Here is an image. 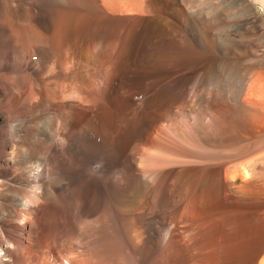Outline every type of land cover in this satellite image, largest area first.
Wrapping results in <instances>:
<instances>
[{
	"label": "bare ground",
	"instance_id": "obj_1",
	"mask_svg": "<svg viewBox=\"0 0 264 264\" xmlns=\"http://www.w3.org/2000/svg\"><path fill=\"white\" fill-rule=\"evenodd\" d=\"M78 1L0 0V264H81L95 214L137 264H264V58L225 23L264 0Z\"/></svg>",
	"mask_w": 264,
	"mask_h": 264
},
{
	"label": "rangeland",
	"instance_id": "obj_2",
	"mask_svg": "<svg viewBox=\"0 0 264 264\" xmlns=\"http://www.w3.org/2000/svg\"><path fill=\"white\" fill-rule=\"evenodd\" d=\"M201 1H203V0H201ZM201 1L200 0H195L194 2H196V3H193L192 5L193 6L194 5L198 6V5L201 4ZM76 4H78V5H76L77 9L78 8L79 9L82 8V9H86V10L88 9L86 6H83V5L86 4L84 2V0H81V1L79 0ZM256 4L254 5L253 9L254 10L257 9L256 10V14L257 15L255 14V11H253L251 13V16L249 14V15H246V16L241 17V18L240 17L228 18V19L225 20V23L228 24L227 26H229V27H231L233 24H234V26H237L238 28L241 27L240 29H237V30L236 29L230 30V34L228 36L229 37L228 39L231 42L230 47H229V54H230L231 57H233V55L235 53V49H234L235 45H237L236 43H238V44H241V45L245 46L244 48H246L248 57L250 56L249 58H251L252 56H256L259 59L264 58V43H262V42H264L263 41L264 40L263 39L264 38V26H263L264 25V8L262 6H260L258 4L256 5ZM222 5H224V6H222ZM225 5H226V2H223V4L221 3V7L222 8H225ZM181 7H182V9H181ZM178 8L181 9V13H185L186 14L183 18H185L188 21L189 18L192 16V11L194 10V8L190 7L189 5H186L185 3L179 4ZM90 11L92 12V14L95 13L94 12V8H92V6L90 8ZM143 12H140V16H141L140 19H143L144 17L147 18L149 13L151 15V12H149V11L148 12L146 11V13H145L146 15L143 14ZM110 15H112L111 17L114 18V19H116V17L120 18V16H121V19H125V21L127 23L128 22L131 23L132 20L129 21V19H131V18L133 19L132 16L134 14L126 13V14H123V15H120V14L119 15H115V14L113 15V14L107 13V17H109ZM130 15H132L131 18H130ZM125 16H127L128 19ZM246 18H248V19H246ZM239 19H240V21H239ZM89 25L90 24L88 22L86 24V26H89ZM244 36H246V37L244 38ZM232 39H234L235 41H232ZM242 39H243V41H242ZM232 42L233 43L235 42V43L232 44ZM231 49H233V50H231ZM20 53L21 52L15 53V54L14 53L7 54L6 59H4L2 61L14 63L16 61L23 60V58H21V56H19ZM24 55H25V58H26L24 61H29V60L30 61H34V60H36L38 58L37 55L33 56L34 52H32V51H30V52L27 51L26 53H24ZM144 64H145V62H140V65H144ZM175 76H177V75L174 74V73H169V74L162 75L161 84H163V85L159 84L160 82H157L159 85L156 84V86H154V90H155L156 87H158V88H156V90H158L161 87H164L166 85V83L169 82ZM168 78H170V79H168ZM165 81H167V82H165ZM164 82H165V84H164ZM143 89L144 90H148V88H142L140 91H143ZM136 99L142 100V99L139 98V96H136ZM210 105H212V103ZM263 122H264V120H263ZM166 123H167L166 120H162V121H160V123L159 122L156 123L158 126L155 124L154 128L151 127L149 129V131L153 130V131H151L152 135H156L155 133H158L157 127H158V129L160 127H164L163 125L164 124L166 125ZM261 132H264V123L259 125V129H258V126H257V132L256 133L259 134ZM20 173H21V171L19 172V170H18L17 173H14L13 175L9 176V181H6V182L9 183V182H12V179L13 180L16 179L18 181V182L16 181L17 182V186H19V185L23 186L21 184V182H19ZM73 173H75V171H73ZM55 194H57V193H55ZM98 219H99V221H98ZM100 221H102V222H100ZM111 224H112L111 219L108 216H105V218H104L103 215H101V214H95V215L91 216L90 218H84V217H81V216L72 218V221H71V226L73 228L72 234L75 235V236H78L77 240L81 241V242H79V243H81L80 244L81 247H79L77 249L78 252H76V255H78V256H76V257L80 256L79 259L82 258L81 259L82 262H81V260L79 261V259H76V257L74 258V260L76 259L75 261H78V263L80 262L81 264H84V263H86V264H88V263L89 264H111V263L112 264H120V257H122V255H125V258L127 259L128 263L137 264L136 263L137 261H135L137 256L135 255L134 252H130V254H129L130 256H127L126 252L130 251L131 245H130V242H126L125 239L120 238L119 239L120 241L119 240L115 241L117 244L120 242V243H122V245L124 247H126V248H124V249H126L125 254H120V255L119 254H115L113 256V253H112L113 251H112V248H111L112 247V243H111L110 240L107 239V236H106L107 232L109 233V230H110L109 227L111 226ZM263 234H264V230H263V233H262V237L264 238ZM118 246H120V245L118 244ZM107 252L109 254H107ZM68 256L72 257V256H75V254L72 253L71 256L68 254ZM84 258H86V259H84ZM91 260H92V262H91ZM23 262L25 264H28L30 262V260L29 259H23Z\"/></svg>",
	"mask_w": 264,
	"mask_h": 264
}]
</instances>
